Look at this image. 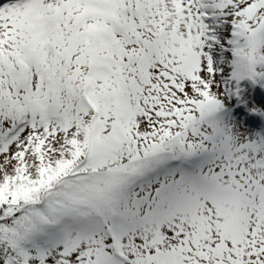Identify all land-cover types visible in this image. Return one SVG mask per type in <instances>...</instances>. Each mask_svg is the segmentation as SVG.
<instances>
[{
    "label": "snow or ice",
    "instance_id": "6c2138e0",
    "mask_svg": "<svg viewBox=\"0 0 264 264\" xmlns=\"http://www.w3.org/2000/svg\"><path fill=\"white\" fill-rule=\"evenodd\" d=\"M0 264H264V0H0Z\"/></svg>",
    "mask_w": 264,
    "mask_h": 264
}]
</instances>
